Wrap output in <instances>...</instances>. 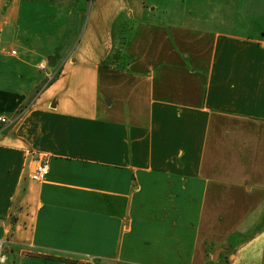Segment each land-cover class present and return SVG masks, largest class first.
I'll return each instance as SVG.
<instances>
[{"label":"crops","instance_id":"crops-1","mask_svg":"<svg viewBox=\"0 0 264 264\" xmlns=\"http://www.w3.org/2000/svg\"><path fill=\"white\" fill-rule=\"evenodd\" d=\"M0 116L1 264H264V0H0Z\"/></svg>","mask_w":264,"mask_h":264},{"label":"rangeland","instance_id":"rangeland-1","mask_svg":"<svg viewBox=\"0 0 264 264\" xmlns=\"http://www.w3.org/2000/svg\"><path fill=\"white\" fill-rule=\"evenodd\" d=\"M88 1H91V0H88ZM123 42H124V37H120V39L117 42V46L113 49V53L111 54V56L109 57L107 62L119 63V64L120 63L123 64L126 62V58L123 55V51L121 49ZM71 55H72V53H70L68 55V57L65 58V62L71 57ZM52 57L57 59L58 62L55 64H51L47 58H44L42 60L36 61V63H35L36 69H35L34 74L40 75V77H42L43 82H42V85L40 87H38L37 90L34 92V95H33L34 97H37L45 87H47L49 84H51L52 82H54L56 80L58 73L60 72L61 67L63 66L64 62L61 61L58 51L56 54L53 53ZM41 64H46L48 72H43L39 69V66ZM48 73L52 74L53 78L51 80H49V78H48V75H47ZM25 106H29V104H25ZM17 116H19V115L17 114ZM0 124L2 126H4L1 122H0ZM4 258H5V256H4Z\"/></svg>","mask_w":264,"mask_h":264},{"label":"built area","instance_id":"built-area-1","mask_svg":"<svg viewBox=\"0 0 264 264\" xmlns=\"http://www.w3.org/2000/svg\"><path fill=\"white\" fill-rule=\"evenodd\" d=\"M39 69L41 71H43V72H48V69H47L46 64H41L39 66ZM47 75H48L49 80H51L53 78L52 77V74H49L48 73ZM26 111H27V107L22 112H19L18 113L19 116H16L15 118L18 119ZM9 121L10 120H8V118H6L4 116H0V122L4 126L8 125ZM48 173H49V160L47 158H43L40 161V164L37 166L36 171L33 173L32 178L35 181L42 182V181H44L46 179ZM3 251H4V241L3 240H0V264L5 262V258L2 255ZM87 262H88V264H102L100 262H97L94 258H89Z\"/></svg>","mask_w":264,"mask_h":264},{"label":"trees","instance_id":"trees-1","mask_svg":"<svg viewBox=\"0 0 264 264\" xmlns=\"http://www.w3.org/2000/svg\"><path fill=\"white\" fill-rule=\"evenodd\" d=\"M27 106L23 107L19 112H22Z\"/></svg>","mask_w":264,"mask_h":264},{"label":"water","instance_id":"water-1","mask_svg":"<svg viewBox=\"0 0 264 264\" xmlns=\"http://www.w3.org/2000/svg\"><path fill=\"white\" fill-rule=\"evenodd\" d=\"M54 62H55L54 60L50 61L51 64H54Z\"/></svg>","mask_w":264,"mask_h":264}]
</instances>
